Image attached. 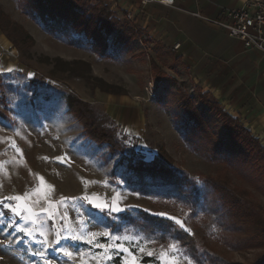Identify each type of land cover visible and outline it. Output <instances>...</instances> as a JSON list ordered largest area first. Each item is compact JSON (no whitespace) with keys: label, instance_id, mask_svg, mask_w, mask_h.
Segmentation results:
<instances>
[{"label":"rangeland","instance_id":"374dc122","mask_svg":"<svg viewBox=\"0 0 264 264\" xmlns=\"http://www.w3.org/2000/svg\"><path fill=\"white\" fill-rule=\"evenodd\" d=\"M25 1L0 0L7 16L0 18V264H125L133 257L136 264H165L170 256L180 264L185 258L193 264L252 262L262 247L247 243L251 228L235 222L204 181L226 172L230 187L251 192L264 207V185L235 159L239 152L226 136L221 106L170 49L106 0H90L89 14L104 10L133 33L127 42L116 31L106 33L104 50L75 28L50 32L26 11ZM76 1L84 6L88 0ZM152 60L163 69L161 79ZM101 80L120 93L101 90ZM69 96L108 117L105 126H115L109 142L88 136L68 109ZM187 96L209 133L224 139L227 165L202 149L208 142L183 105ZM141 159L159 160L193 183L182 182L180 190L142 176L129 165ZM25 193L31 219L4 207L23 205L6 198ZM114 202L119 211H112Z\"/></svg>","mask_w":264,"mask_h":264},{"label":"crops","instance_id":"0c3cea01","mask_svg":"<svg viewBox=\"0 0 264 264\" xmlns=\"http://www.w3.org/2000/svg\"><path fill=\"white\" fill-rule=\"evenodd\" d=\"M242 1L175 0L171 6L106 0L161 48L170 49L194 83L264 143V53L245 49L241 40L188 12L217 17L224 8L240 6Z\"/></svg>","mask_w":264,"mask_h":264},{"label":"trees","instance_id":"16d2710c","mask_svg":"<svg viewBox=\"0 0 264 264\" xmlns=\"http://www.w3.org/2000/svg\"><path fill=\"white\" fill-rule=\"evenodd\" d=\"M24 3L26 11L32 17H38L47 30H49L48 28H53V30L63 29L64 33H69L70 29L74 31L75 28L76 32L82 31L84 34L91 36L95 41L94 46L101 47L102 50L106 47V33L116 31V37L118 39L121 38L125 42L131 39L133 33L130 29L131 26H124L116 17H109L103 9V12L99 11L95 13L97 9L94 7L91 12L94 14H89L88 11L93 7L90 0L84 6L80 5L76 0H26ZM75 6L82 7V12L79 13L74 10ZM103 8L107 9L105 5H103ZM1 16L7 17L0 7V18ZM0 29L5 32V29L1 26V22ZM5 34L15 45V40L11 34L9 32ZM151 65L156 79L164 77L160 76V73L163 75V69L155 60H152ZM113 87V85L107 84L104 81L102 82V86H100L103 91L120 93V91H116ZM203 92L209 94L208 92ZM213 99L216 104L221 106L214 97ZM67 104L69 111L74 113L82 122L84 131L90 138L107 139L108 142L113 138L115 126L108 124V127L104 124L108 120V117L106 119L97 111L88 107L86 102L74 98V96L67 98ZM183 105L187 109L188 114L196 120L197 127L200 126L199 134L207 139L208 144H205L202 149H205V152L209 153L210 158L227 165L228 157L225 156L224 139L217 138L209 133L208 128L204 125L205 120L194 110L190 109L191 101L188 96L184 99ZM221 108L222 112L220 113L227 118L225 119V121L227 120L225 125L226 136L232 140V145L239 152L238 155H235L237 156L235 159H241V163H247L253 176L264 185V145L258 137L254 136L242 124L238 117L225 111L222 106ZM194 135L193 137H196L195 141L198 142V137ZM238 156L240 157L238 158ZM159 160L157 163H146V161L141 159L132 161L129 165L132 171L138 172L142 176L156 178L180 190L182 189V182L193 183L184 172L169 168ZM204 181L211 184L213 192L220 202L228 208L229 213L236 220L235 222H242L251 228V233L246 238L247 243L254 247H262V251L249 264H264V207L253 199L251 192H246V190L241 188L230 187L226 172L216 173L215 176L210 178L205 177Z\"/></svg>","mask_w":264,"mask_h":264},{"label":"built area","instance_id":"2783aa9c","mask_svg":"<svg viewBox=\"0 0 264 264\" xmlns=\"http://www.w3.org/2000/svg\"><path fill=\"white\" fill-rule=\"evenodd\" d=\"M149 1L171 6L175 4V0H141L142 3ZM188 12L241 40L245 49L264 53V0H243L240 6L224 8L217 17L206 16L200 11ZM178 46L177 43L174 48Z\"/></svg>","mask_w":264,"mask_h":264},{"label":"snow or ice","instance_id":"6c2138e0","mask_svg":"<svg viewBox=\"0 0 264 264\" xmlns=\"http://www.w3.org/2000/svg\"><path fill=\"white\" fill-rule=\"evenodd\" d=\"M19 151V150H18ZM41 182H43V178L41 177L40 178ZM29 198V194L28 193H25V195L23 197L21 196H14V197H7L6 199L7 200H15V201H21V200H24L25 203L22 205V204H16L15 206L13 204H5L4 207L5 208H8L10 209L13 214L17 215V216H21L23 215L25 212H28L29 215L26 217L27 219H31L32 218V215H34L32 212H31V206L27 205V200ZM85 199H88L87 197H85ZM38 202V201H37ZM98 207H104V205H97ZM120 209L118 207L115 206V202L113 203V206H112V211H119ZM163 215V214H161ZM33 223H35V220H32ZM177 223H180L181 226L182 223L180 221H176ZM20 231H23L25 232L27 235L31 236L32 235V231L27 229V228H21L19 229ZM41 236H44V233H40ZM103 235H109L108 233H104ZM94 238V237H93ZM44 243L47 245V240L45 238V241ZM89 243H91V241H89ZM112 245H99V247H111ZM122 247V245H121ZM169 248L170 249H174L175 248V245H169ZM125 251H127V249H124ZM61 251H65V254L66 255H71L70 252H67L66 250H61ZM141 251H143V249H141ZM148 255H152L151 252L148 253ZM164 255V254H162ZM187 260V264H193V261L190 259V258H185ZM125 264H136V259L135 257L132 258V260L129 262V261H125ZM165 264H180L179 260L175 257V256H170L166 261H165Z\"/></svg>","mask_w":264,"mask_h":264}]
</instances>
